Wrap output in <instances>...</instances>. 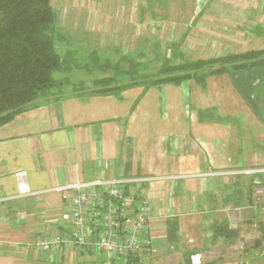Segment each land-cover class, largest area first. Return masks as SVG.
Masks as SVG:
<instances>
[{
    "label": "crops",
    "instance_id": "crops-1",
    "mask_svg": "<svg viewBox=\"0 0 264 264\" xmlns=\"http://www.w3.org/2000/svg\"><path fill=\"white\" fill-rule=\"evenodd\" d=\"M51 4L63 34L98 36L80 38L90 53L120 52L126 37L130 51L148 50L151 36L164 52L178 45L185 59L208 57L200 43L185 55L191 32L218 44L215 54L264 49V0ZM94 87L64 91L0 125V264H102L90 249L52 260L32 245L67 225L70 204L55 186L134 176L144 178L153 237L151 256L137 264H264V214L251 196V183H264V65L203 82Z\"/></svg>",
    "mask_w": 264,
    "mask_h": 264
},
{
    "label": "trees",
    "instance_id": "trees-1",
    "mask_svg": "<svg viewBox=\"0 0 264 264\" xmlns=\"http://www.w3.org/2000/svg\"><path fill=\"white\" fill-rule=\"evenodd\" d=\"M61 37L60 33L56 34V14L51 0H0V125L17 113L64 92L53 91L54 87L62 83V80H55L53 71L67 69L63 56L55 48V38ZM172 49L175 53L180 52L178 45ZM90 57L98 62L97 51H92ZM181 59L180 62H173L166 58L162 66L151 73H135L134 65L138 63L129 59V69L125 73L131 74V80L113 85V80L107 81L114 76L100 77L95 79L98 81L97 88H91L90 91H116L135 84L146 86L167 81L178 83L187 78L203 82L210 74L261 67L264 65V49L196 60L181 56ZM106 63L110 64L109 61ZM83 66L90 69L91 65ZM108 67L102 68L107 70ZM116 69L117 72L122 71ZM226 235H233L232 231H227Z\"/></svg>",
    "mask_w": 264,
    "mask_h": 264
},
{
    "label": "built area",
    "instance_id": "built-area-1",
    "mask_svg": "<svg viewBox=\"0 0 264 264\" xmlns=\"http://www.w3.org/2000/svg\"><path fill=\"white\" fill-rule=\"evenodd\" d=\"M143 179L77 180L55 186L70 204L69 214L63 216L67 225L39 235L32 246L52 260L66 250L83 246L101 253L102 264H119L122 260L124 264H137V254L149 258L153 237ZM251 184V196L264 214V185L256 180Z\"/></svg>",
    "mask_w": 264,
    "mask_h": 264
},
{
    "label": "rangeland",
    "instance_id": "rangeland-1",
    "mask_svg": "<svg viewBox=\"0 0 264 264\" xmlns=\"http://www.w3.org/2000/svg\"><path fill=\"white\" fill-rule=\"evenodd\" d=\"M56 5L57 4H55L54 6L55 9H57ZM116 16L119 17V15H115V17ZM173 24L174 23H172V25ZM80 26L82 25L80 24ZM58 33L63 34V32L60 31V28L57 27L56 34ZM78 33L70 36L63 34L60 39L55 38V48L57 52L63 56V60L65 62L64 65L67 69L63 71L61 70L53 71V77L55 78V80H62V83L54 87L53 91H71L74 89L79 90V88L81 87H83V89H86L92 86H97L98 81L95 79L105 76H110V77L114 76V78L107 81V83L111 82L112 80L115 82L116 79H118V81L116 82L129 81L131 80L130 77L131 74L125 73L129 69L130 60L126 58L128 56H130V59L138 63L137 66L134 65L135 73L137 72L151 73L157 67L162 66V62L166 58L173 62H180V60H182L181 59V54H183L182 51L175 53L172 48H168L169 50L164 48L165 52L164 50H159L160 47L157 45L158 41L155 40V37L152 38L150 36L148 37V43L145 42V45L148 48L150 47V49L147 50L146 48H144V50H141L142 49L141 47L138 49L139 51L138 50L130 51L128 49L129 44L127 42V37H126V42L125 40L123 41V37H121L120 43L124 44L125 42L124 50L127 48V50L125 51L120 49L121 53L120 52L115 53V51L106 52L104 50L102 51L101 48H96V51H98L97 52L98 62L100 63V67H99L98 62L94 61V59L90 57V49L87 48V45L84 44V42L80 39V38H85L87 42H92L98 36L95 34L84 35V34H80V32ZM203 38H206V36L203 34L202 35L195 34L194 32L185 34L184 40L182 42V46H183L182 50H184L185 55L191 54V51L195 50L196 48L195 44L197 43H200L206 48V50H204L205 53L210 51L207 54L208 57L211 56L214 57L216 55L225 54L220 52L215 54V52L218 51V44L212 42V44H208L205 46ZM210 38L212 39V37ZM106 61L110 62V64H108L109 67L107 68V70L105 68H102L104 66H108ZM86 64L91 65L89 66L90 69H88L87 66H83ZM93 64H95L96 67ZM78 65H82V66L78 67ZM116 68H120L122 71L117 72L118 70Z\"/></svg>",
    "mask_w": 264,
    "mask_h": 264
},
{
    "label": "bare ground",
    "instance_id": "bare-ground-1",
    "mask_svg": "<svg viewBox=\"0 0 264 264\" xmlns=\"http://www.w3.org/2000/svg\"><path fill=\"white\" fill-rule=\"evenodd\" d=\"M262 169V168H261ZM260 171V170H259ZM257 182H259V183H262L263 185H264V183L263 182H261V181H257ZM252 200H253V198H252ZM254 201V200H253ZM255 202V201H254ZM256 203V202H255ZM256 204H258V203H256ZM259 205V204H258ZM260 206V205H259ZM78 248H86V249H90V250H92V251H94L93 250V248H91V247H87V246H83V247H78ZM73 249H76V248H73ZM96 252V251H95ZM98 254H101V253H99V252H97ZM102 255V254H101ZM103 256V255H102ZM137 256L140 258L141 256H143V255H141V254H137L136 255V257L134 258L135 260L137 259Z\"/></svg>",
    "mask_w": 264,
    "mask_h": 264
}]
</instances>
